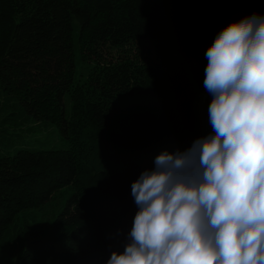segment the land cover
<instances>
[{"label":"trees","instance_id":"trees-1","mask_svg":"<svg viewBox=\"0 0 264 264\" xmlns=\"http://www.w3.org/2000/svg\"><path fill=\"white\" fill-rule=\"evenodd\" d=\"M254 12L264 0H0V264H106L123 251L131 185L161 152L212 132L205 53ZM46 124L66 147L32 145ZM70 189L50 227L9 255L17 217Z\"/></svg>","mask_w":264,"mask_h":264},{"label":"clouds","instance_id":"clouds-1","mask_svg":"<svg viewBox=\"0 0 264 264\" xmlns=\"http://www.w3.org/2000/svg\"><path fill=\"white\" fill-rule=\"evenodd\" d=\"M205 57L212 132L133 182L138 211L106 264H264V15L231 21Z\"/></svg>","mask_w":264,"mask_h":264},{"label":"rangeland","instance_id":"rangeland-1","mask_svg":"<svg viewBox=\"0 0 264 264\" xmlns=\"http://www.w3.org/2000/svg\"><path fill=\"white\" fill-rule=\"evenodd\" d=\"M75 32H78V25L75 24ZM78 71L76 78L83 80L86 77L88 69L81 60L78 62ZM28 140L32 141V145L41 148H63L68 145V140L64 139L58 128L54 124H46L39 132H33L28 136ZM71 189L60 193L56 198L49 201L44 207L32 209L21 213L15 222L8 228L6 232L8 254L14 255L17 252L21 241L19 236L24 233L35 234L42 229L47 230L56 212L62 207ZM5 245V244H4Z\"/></svg>","mask_w":264,"mask_h":264}]
</instances>
